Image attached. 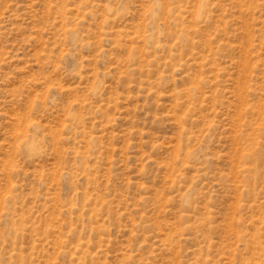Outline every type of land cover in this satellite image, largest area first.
Instances as JSON below:
<instances>
[{
  "label": "rangeland",
  "instance_id": "rangeland-1",
  "mask_svg": "<svg viewBox=\"0 0 264 264\" xmlns=\"http://www.w3.org/2000/svg\"><path fill=\"white\" fill-rule=\"evenodd\" d=\"M0 264H264V0H0Z\"/></svg>",
  "mask_w": 264,
  "mask_h": 264
}]
</instances>
